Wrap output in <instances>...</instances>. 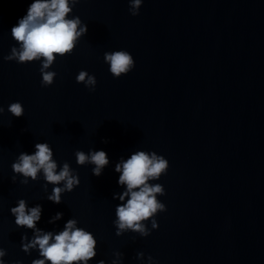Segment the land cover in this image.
I'll return each instance as SVG.
<instances>
[{
	"label": "water",
	"instance_id": "water-1",
	"mask_svg": "<svg viewBox=\"0 0 264 264\" xmlns=\"http://www.w3.org/2000/svg\"><path fill=\"white\" fill-rule=\"evenodd\" d=\"M32 0H0V248L5 264H32L10 209L23 198L42 205L37 227L57 233L68 219L92 232L105 264H264V0H76L69 18L88 26L71 54L46 71L41 60H5L19 47L11 28ZM127 50L135 67L114 78L104 53ZM94 74L90 91L77 82ZM20 101L24 114L8 111ZM47 142L59 172L68 163L80 184L48 200L54 185L42 170L33 180L12 169L21 152ZM104 150L109 163L77 161L76 152ZM156 152L169 161L157 200L166 211L141 221L150 230H121L116 206L126 190L115 170L135 152ZM15 177V179H13ZM62 185L63 182H60ZM115 195V198H114ZM62 213L54 219L56 213ZM142 253V255H141ZM151 257V259H150Z\"/></svg>",
	"mask_w": 264,
	"mask_h": 264
},
{
	"label": "clouds",
	"instance_id": "clouds-1",
	"mask_svg": "<svg viewBox=\"0 0 264 264\" xmlns=\"http://www.w3.org/2000/svg\"><path fill=\"white\" fill-rule=\"evenodd\" d=\"M75 3L76 0H32L26 14L18 18V22L11 28V36L18 42L19 47H13L11 55L6 56L5 60L15 59L24 63L43 57L41 84L45 87L51 86L57 74L46 69L57 57L71 54L76 48L77 39L88 32L87 24L78 16L69 18L72 11L70 5ZM141 3L142 0H131L133 15L139 14ZM104 59L114 78L128 74L135 67L134 58L127 50L105 52ZM76 80L84 83L90 91L95 90L97 80L94 74L90 75L86 70H81ZM8 111L17 118L24 114L20 101L9 104ZM34 148L33 153L21 152L13 162L12 169L23 174V183L29 182L28 177L35 180L38 172L42 170L45 180L54 185L47 198L59 204L61 193L73 191L79 186L80 179L73 174L68 163H64L59 172L56 171L57 162L53 159V150L47 142L36 143ZM76 157L81 165L86 162L94 164L92 171L97 177L109 163L104 150H93L89 154L77 151ZM168 168L169 161L163 155L143 150L133 152L129 158L121 159L116 164L115 170L120 173L118 183L126 185V190L119 195V199L125 201L127 197L125 203L116 206V219L113 223L117 225V236L125 229L139 230L142 235H149L150 230L141 223L144 220H150L153 229L159 227L153 217L158 211H166V206L157 200L156 194L165 195V189L160 183L149 184L147 181L158 180L167 173ZM10 212L14 215L16 226L32 229L35 233L30 241L26 232L21 236L23 251L28 252L35 248L39 250L41 258L32 260V264H89L97 256V239L92 232L78 227L77 220L68 219L63 230L53 233L37 227L42 215L40 204L29 208L26 200L21 198L16 206L11 207ZM61 216L62 213L58 212L54 219ZM5 255L6 250L0 248V264H5ZM97 264H105L104 259L98 260Z\"/></svg>",
	"mask_w": 264,
	"mask_h": 264
}]
</instances>
